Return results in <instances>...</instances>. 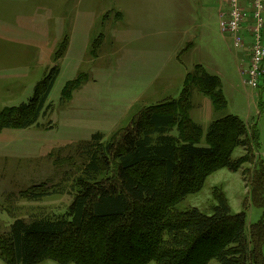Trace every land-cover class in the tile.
Instances as JSON below:
<instances>
[{"label":"rangeland","instance_id":"rangeland-1","mask_svg":"<svg viewBox=\"0 0 264 264\" xmlns=\"http://www.w3.org/2000/svg\"><path fill=\"white\" fill-rule=\"evenodd\" d=\"M210 13L211 9L207 15ZM203 18L201 0H0V113L26 104L35 86L54 68L59 71L48 96L50 107L36 126L0 129V236L14 220L30 222L64 214L80 173L79 155L91 136L100 133L104 142L111 141L140 112L155 105L166 104L182 112L183 89L189 97V120L200 129L195 138L199 146L208 145L211 125L236 116L246 131L232 158L258 156L264 160V61L258 86L246 85L250 57L240 74L237 53L242 49L233 48L230 37L221 38L213 19L203 47L216 51L213 68L220 75L216 77L227 102L225 109L215 112L198 82H185L188 70L182 62L189 57H185L189 49L185 34L191 31L197 37L196 27ZM245 41V49H249L250 39ZM195 42L202 45L200 37ZM56 54H62L61 58ZM198 57L197 51L190 58ZM195 69L190 71L191 79L197 75ZM80 75H85L81 86L68 102L61 100L64 86ZM254 126L257 153L250 140ZM171 134L184 141L190 133L175 126ZM249 169L245 164L236 173L222 169L210 174L198 192L170 206V215L192 208L209 214L217 198L223 197L231 214L246 213L249 233L263 213L247 201ZM145 176L155 179L153 174ZM136 238L133 248L125 241L119 243L112 258L132 264L150 241L142 233ZM197 257L192 254L193 259ZM99 258L108 260L104 254ZM0 264H4L1 259Z\"/></svg>","mask_w":264,"mask_h":264},{"label":"trees","instance_id":"trees-1","mask_svg":"<svg viewBox=\"0 0 264 264\" xmlns=\"http://www.w3.org/2000/svg\"><path fill=\"white\" fill-rule=\"evenodd\" d=\"M61 55L56 54V58ZM195 70L193 79L192 74L186 75V84L197 81L215 112L225 109L219 79L201 66ZM58 74L54 68L35 86L26 104L3 110L0 129L36 126L50 107L47 100ZM82 77L85 80V75H80L64 86L61 100H70L84 82ZM180 101L184 110L178 113L176 107L166 104L146 108L111 141L104 142L100 133L92 135L82 145L80 173L74 180L67 211L30 222L14 220L8 232L0 236L1 261L124 264L112 258L118 253L117 245L125 241L133 248L137 233H142L150 241L132 264H264V160L258 156L232 158L246 131L236 116L211 125L208 145L199 146L195 138L200 129L189 120L185 89ZM175 126L182 133L189 129V137L180 141L172 135ZM250 140L257 153L255 126ZM245 164L251 167L247 201L263 211L249 233L246 213L231 214L223 197L217 198L209 214L192 208L175 217L170 215V206L198 192L207 176L222 169L236 173ZM148 173L155 179H147ZM102 253L107 261L100 260ZM196 253L198 257L193 259Z\"/></svg>","mask_w":264,"mask_h":264},{"label":"built area","instance_id":"built-area-1","mask_svg":"<svg viewBox=\"0 0 264 264\" xmlns=\"http://www.w3.org/2000/svg\"><path fill=\"white\" fill-rule=\"evenodd\" d=\"M221 33L231 38L233 48L242 49L250 39V63L246 85L256 88L264 61V0H220Z\"/></svg>","mask_w":264,"mask_h":264},{"label":"crops","instance_id":"crops-1","mask_svg":"<svg viewBox=\"0 0 264 264\" xmlns=\"http://www.w3.org/2000/svg\"><path fill=\"white\" fill-rule=\"evenodd\" d=\"M210 6V8H209ZM211 9V15L208 14L209 10ZM214 10L217 11L216 12V16L217 17H213L214 16ZM220 2L219 0H201V13L203 15H206V19L203 18V20H201V22L199 23V25L196 27V32H198V36H191V31L188 33L186 32L185 34V39L187 41V45L189 46V49L185 51V57L189 56L188 59L186 61H183V67L184 69L188 72H186L187 74L190 73L191 69L195 66H201L203 69H205L210 75L213 76H219L220 75L216 72L214 74V72L216 71V67L213 68V63H215L213 56L216 57V51L214 52V50L212 49V47H203V44L205 45L206 41L209 38V21L211 20H216L218 22H220ZM206 13V14H205ZM210 16V17H209ZM217 22L213 21V25L216 26ZM162 34L164 32H161ZM161 33H157V35H161ZM152 34L155 35V32H153ZM221 38H227L225 35H220ZM200 37L201 43L202 45H200L199 43H196L195 41ZM211 41V40H210ZM183 43V42H182ZM197 51L199 52L200 57L197 58V60H193L190 58L191 56H195V54L197 53ZM205 52V53H203ZM194 53V55L192 54ZM202 54H205L206 57H203ZM249 57H250V51L249 49H243L242 52H240L239 54L237 53V61L239 63V73L241 74V72H243L242 67L247 68V65L249 63ZM216 65V64H214ZM217 74V75H216ZM217 76V77H218Z\"/></svg>","mask_w":264,"mask_h":264}]
</instances>
